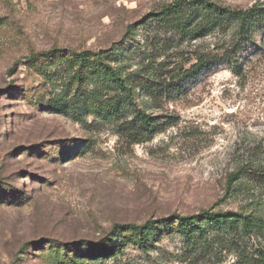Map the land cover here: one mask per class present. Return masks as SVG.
<instances>
[{"label":"rangeland","instance_id":"374dc122","mask_svg":"<svg viewBox=\"0 0 264 264\" xmlns=\"http://www.w3.org/2000/svg\"><path fill=\"white\" fill-rule=\"evenodd\" d=\"M177 1L0 0V264H189L164 220L264 218V184L232 181L264 168V28L222 60L233 32L185 38Z\"/></svg>","mask_w":264,"mask_h":264},{"label":"trees","instance_id":"16d2710c","mask_svg":"<svg viewBox=\"0 0 264 264\" xmlns=\"http://www.w3.org/2000/svg\"><path fill=\"white\" fill-rule=\"evenodd\" d=\"M198 9L200 11L197 14ZM168 13L170 20L179 23L178 30H183L185 38L190 40L232 31L234 40L230 48H226L222 60H233V54L242 46L241 43L250 44L257 30L264 28V8L257 6L248 10H232L207 0H178L170 6ZM216 62L215 59L209 61L200 57L192 69H205ZM107 73L117 78L122 88H125V82L112 67H107ZM152 120L151 115L138 111L133 118L134 126L131 130L139 132L135 124H140V128H144L143 132L151 131L156 134ZM254 163L253 160H247L232 176V181L239 180L240 176H254L259 184H264V168ZM251 170L254 172H250ZM164 222L166 225L169 222H172V225L178 224L176 230L183 238V248L189 264H220L224 261V254L233 251L238 258L237 264H264V218L210 209L191 217L177 215ZM164 222H159V225L163 227ZM155 226L152 222L142 226L126 225L124 228L135 230L140 232L141 236L149 238L153 231L160 228ZM249 239H254L255 243H246ZM143 245L147 246V241ZM115 254L112 249L107 251L106 255L112 257Z\"/></svg>","mask_w":264,"mask_h":264}]
</instances>
